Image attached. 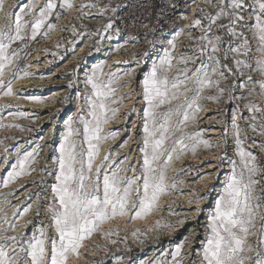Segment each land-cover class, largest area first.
Returning a JSON list of instances; mask_svg holds the SVG:
<instances>
[{"label": "snow or ice", "instance_id": "obj_1", "mask_svg": "<svg viewBox=\"0 0 264 264\" xmlns=\"http://www.w3.org/2000/svg\"><path fill=\"white\" fill-rule=\"evenodd\" d=\"M35 4L36 0H31L19 7L14 20L11 11L4 12L5 23L0 25V95H19L14 92L13 82L32 75L26 67H20L23 57L20 50L13 47L17 41H35L38 36H48L57 27L52 21H58L62 14L73 8L77 9L75 19L79 20L92 17L93 10L99 16L106 12L115 16L121 7L120 4H97L91 0L80 5L73 0H44L32 20H24V16L32 14ZM208 7L214 11H206L201 6L200 11L204 15L195 18L189 26V32L200 29L198 37L189 36V43H198V47L191 49L196 53L194 56L180 55L181 71L169 78L168 73L176 59L175 41L183 35V29L167 41L168 47L164 48L163 55L152 62L150 70L143 76L142 99L145 106L142 109V146L138 149L141 153L137 160L139 171L129 160L130 154L121 158L119 151L109 148L104 150L105 155H100L103 143L115 140L119 135L114 130L105 132V125L118 118L120 106L128 94L116 96L118 89L125 86L117 82L130 73L105 74L104 64H96L85 73L86 91L78 97L83 103L78 106L76 114L69 116L65 122L58 156L53 157L51 165L53 172H47V164L40 169L41 173L53 175L55 181L45 209L50 222L47 225L39 223L31 235L27 232L9 235L32 223L28 221L19 225L16 219L30 212L31 204L24 207L23 212L16 209L11 219L9 215L0 216V264H69L70 260L81 255L79 250L84 247L83 242L100 232L105 223L126 216L129 220L144 219L159 210L160 198L177 188V181H169L168 177L173 162L188 153L195 156L201 147L221 148L220 141L213 145L204 138L203 133L209 129L194 132H187L186 129L197 122L199 113L204 109L200 100L218 103L226 92L227 103L235 100L245 103L236 104L232 109L234 158H228L229 128L224 122L220 133L223 150L216 156L215 165L209 164L219 170L227 160L230 171L213 210L207 216L205 240L200 242L201 248L196 252L200 264H264V0H208ZM0 12H3V0H0ZM114 24L115 20L110 17L101 29L83 34L73 25L72 34L77 37L69 41L73 51L76 44L86 37L111 39L100 34L113 29ZM246 31L251 38L245 34ZM144 55L147 56V52ZM229 57L234 67L230 66ZM189 64L193 67H188ZM229 76L234 83L221 88V81ZM240 77H245V80L236 85L235 81ZM67 87H74V83L70 81ZM212 87L217 89L216 95H202ZM235 87L248 95L234 96L232 90ZM253 93L262 98L261 104L250 99ZM27 98L42 103L38 97ZM11 108V104H0V112ZM242 108L246 109L247 115L241 111ZM133 113H136L135 106L126 115ZM8 114L13 118H27V114L19 109ZM0 127L22 126L0 124ZM249 129L253 135L248 134ZM256 136L260 139L257 140ZM127 144L128 139L119 147L124 148ZM249 145L256 146L260 155ZM42 148L39 143L30 150L18 145L15 147V160L10 163L12 153L5 147L0 154L3 161L0 168L10 163V169L0 177V187L7 188L22 175L36 171L33 165L38 163L37 157ZM185 171H178L176 175H183ZM211 175L203 173L199 178ZM37 182L41 185L45 183L43 179L33 181ZM9 195L14 193H0L6 207H12L7 200ZM35 196V214L39 218L44 197L40 191ZM204 198L200 196L195 202L199 203ZM156 224L161 227L159 219ZM162 227L173 228L175 225L169 223ZM49 232L52 234L49 235ZM103 235L108 237L110 233L104 232ZM132 235L136 236L137 232ZM252 238L255 242H251ZM111 242L117 243L116 240ZM189 242L186 237L174 251L162 253L150 264H184L188 253L183 252V248ZM123 259L117 257V264ZM190 264H195V261H190Z\"/></svg>", "mask_w": 264, "mask_h": 264}, {"label": "built area", "instance_id": "obj_2", "mask_svg": "<svg viewBox=\"0 0 264 264\" xmlns=\"http://www.w3.org/2000/svg\"><path fill=\"white\" fill-rule=\"evenodd\" d=\"M30 2L31 0H3V12H0V25L5 23L4 12L11 11L13 13L12 19L14 20L15 14L19 12V7H23ZM73 2L76 5H80L90 2V0H73ZM91 2L97 4H110L112 6L120 4L121 7L115 16H113L111 12H106L103 16H99L96 14V10H93L92 17L79 20L75 19L78 12L77 9L73 8L67 13L62 14L58 21H52L56 23L57 27L48 36H38L35 41H17L13 45V47L20 50V54L23 57L20 61V67H26L27 71L31 72L32 75L24 79H17L13 82L14 92L19 93V95H0V104L13 105V108L5 109L3 112H0V124H18L22 126L8 129L0 127V141H2V144H0V154H2L4 148L7 147L12 153L10 158L11 163L15 160V147L18 145H23V149L30 150L39 143L43 145V148L37 157L38 163L33 165L36 171L28 175H22L7 188L0 187V193H14V195L7 196V200L10 201L12 207H6L4 199L0 197V199H2V201H0V209H2L0 210V216L9 215L11 219L13 218L11 214L16 209L23 212L24 207L31 204V211L16 219L19 225H25L28 221L32 223L28 224L26 228L20 227L17 232L8 233L9 235H17L23 232H27L31 235L39 223L47 225L50 222V217L45 209L50 202L51 185L55 181L53 175L41 173L40 169L45 168L47 164L49 165L47 172H53V168L51 167L53 161L50 157H55L56 155L57 147L55 146V141L61 139L68 117L75 115L78 106L83 103L78 97L81 93L86 91V85L84 84L85 73L96 64L105 65L103 67V73L105 74L109 72L130 73V75H123L117 82L125 86L118 89L116 96L119 97L125 93L128 95L125 96L124 103L120 106V112L117 114L118 118L113 121L116 127L111 130H124L126 126H130V137L135 146L137 145L136 139L142 137V109L145 106L142 99L143 76L150 70L152 62L158 60V57L163 55L164 48L168 47L167 41L172 38L173 34L183 29V35L179 36L175 41L176 47L174 55L176 59L173 60L174 66L168 73L169 78H172L180 72L183 68V65L179 63L180 55L194 56L196 53L191 51V49L198 47V43H189V36L198 37L200 35V29L195 28L189 32V26L195 18L204 15V12L200 11L201 6H203L206 11H214L208 7V0H91ZM43 3L44 0H36L32 14L24 16L23 19L31 21ZM125 5H133V7H125ZM135 5H139V7H135ZM110 17L115 20L113 29L109 30L107 33L101 32L100 35L101 37L110 36L111 39L86 37L76 44L75 50L73 51L69 43V41L77 39V37L73 36L71 31L73 25L82 34L84 32H95L101 29V26L105 24ZM64 28L68 30L62 31ZM116 29H119L118 33ZM25 31L27 32L28 29L26 28ZM245 34L249 35L247 31ZM249 38H251L250 35ZM25 43H27V47H24ZM58 44L59 47H57ZM145 52H147V56L144 55ZM25 53H27V55H25ZM231 61L232 58L229 57L230 66L234 67ZM188 67L191 68L193 65L189 64ZM77 69L79 70L76 71ZM74 70L75 75L73 72ZM73 77H75V79H73ZM20 81H28V83L19 85ZM70 81L74 83V87L72 88L67 87ZM56 85L62 86L63 88L55 89ZM216 94L217 89L215 87L206 89L202 93L204 96ZM189 95H191V93H189ZM27 97H38L42 103H36ZM256 100L258 104H261L259 98L256 97ZM199 103L204 106V109L199 113L196 122L198 125L197 127L206 126L209 130L206 131L204 134L205 136H203L206 139L210 137L214 144L220 141L221 149L213 154L215 155L214 158L205 159L204 157H206L208 153L202 154V160L197 163V165L196 163H190V159L183 160V163H181L180 160V162L174 161L173 167L168 170V177L169 181L173 179L177 181V187H179L178 194H194V196H188L192 203H196L195 201L198 197H204V195L208 194L209 190L212 189V194L209 197L205 196L203 200L197 203L201 205L204 200L207 199V201L205 200V204L200 207L195 206L187 209L185 208L187 207L186 204L174 200L176 204L182 205V208L179 209L180 212H177V209H175L176 205L168 203L164 207L162 214L156 217L155 222L149 228L151 230L148 229V233L141 235L144 239H137L132 235L133 232H137L138 230L144 233L146 229L142 228L131 231V235L128 234L129 229L127 227H124V230L115 227L113 232L101 230L102 233L109 232L110 236L105 237L103 235L100 237L102 241L101 244L96 242V244L93 243L92 245L91 243V251L88 252V255L79 256L78 258L81 259V261L77 264H102L109 259L110 261L112 259L113 262L115 257L121 255V251L128 253L127 248L130 250L129 252L135 250L144 252L146 249H149V245L157 249H164L165 252L174 251L176 245L181 243L182 240L180 241V238L183 239L184 228H189V223H193L196 226L199 225L200 230L195 228L189 229L191 235L196 231L197 236L195 234L194 242L189 248H187L188 244L186 246L187 250L184 252H187L188 256L185 258L184 264H190L192 259L195 261V264H200L196 250L201 248L200 242L205 240L203 226L206 225L205 219L208 216L206 213L211 207V210H213L215 199H217L218 195L221 193V190H217L220 185L219 182H221L222 179H226V173L229 174L230 171V165L227 160L223 168L219 170L214 166L210 167L208 164L202 166V164L211 161V164L215 165V158L223 149V137L220 133L224 126V122H227L229 128L227 137L229 141L227 148L228 158H234L232 143V109L236 104L232 103L230 107L231 103L224 102L223 104L207 99H202ZM133 106L136 108V113L130 116L126 115ZM57 107L60 109H58L59 112H57L58 110L56 111L57 116L54 117L53 111L56 110ZM225 107H227L228 110L223 115V110L221 109H225ZM17 109L24 111L27 114V118H13L8 114L9 112L17 111ZM241 111L247 115L246 109L242 108ZM49 112L52 114L46 115ZM108 125L109 124L105 125V128ZM241 127H244L243 123H241ZM214 129L215 134L206 136L208 132L211 133ZM249 130L248 134L252 135V132H249ZM120 132L117 138L113 140L116 145H114L112 149H116V147L121 144L120 141L125 135V132ZM41 137H43V139H41ZM108 142L109 141L103 143L100 153L101 156L104 155L103 151ZM136 149L137 146H135V149L132 151L123 153L124 155L130 154L129 160L132 161L137 171H139L137 160L141 156V153ZM204 149L206 150V148ZM189 155L192 154L188 153V156ZM196 155L200 154L197 153ZM123 156H121V158ZM2 163L3 161L0 159V164ZM10 163L0 168V177L6 175L7 170L10 169ZM199 168H201V173H212L213 182L207 184L205 189L200 185L196 187V183L193 184L201 179L199 177L195 179L194 177V173H198L197 169ZM184 170H187L185 174L180 176L176 175L178 171ZM217 172H223V175L218 174L217 176ZM125 175L130 176L132 173H125ZM41 179L45 181L43 185L38 182L33 183V181H39ZM180 180H183L184 183L180 184ZM38 191H40L41 195L44 197L41 202L42 215L39 218H37L35 214L37 208L35 194ZM171 210L173 213H171ZM195 211L197 212L195 213ZM169 213L175 216V220H171L170 218L168 220L165 219L168 217ZM158 219L160 220L161 227H158L156 224ZM198 221L201 223L198 224ZM164 222L165 224H174L175 227L164 228L162 227ZM202 224L204 225L202 226ZM51 234L52 233L49 232V235ZM89 240H91V238ZM112 240H116L117 243L113 244L111 242ZM85 242L87 243V241ZM140 244H143V246H139ZM124 264H126V262H124Z\"/></svg>", "mask_w": 264, "mask_h": 264}, {"label": "rangeland", "instance_id": "obj_3", "mask_svg": "<svg viewBox=\"0 0 264 264\" xmlns=\"http://www.w3.org/2000/svg\"><path fill=\"white\" fill-rule=\"evenodd\" d=\"M74 72V75H75V70L73 71ZM248 73H246V75H247ZM254 77H255V74L254 73H251ZM216 77H213V79H215ZM73 79H75V77H73ZM245 80V77H240L239 79H237L236 81H235V84L236 85H239V84H241V83H243V81ZM234 83V81H233V79H232V77L231 76H229L227 79H225V80H222L221 81V83H220V86H222L221 88H227V86L228 85H231V84H233ZM248 87H253V85H248ZM258 87V86H257ZM61 88H63L62 86H55V89H61ZM213 88V87H212ZM212 88H208V89H212ZM233 95L234 96H236V97H239L240 95H245V96H247L248 94H247V92H244V91H242V89H240L239 87H235V88H233ZM60 94V93H59ZM256 97L257 98H259L260 99V102H262V98L260 97V96H258L256 93H253L252 94V96L250 97V99H252L255 103H257V100H256ZM224 102H226L227 103V92L225 93V95H224V97L222 98V100L220 101V103H223L224 104ZM234 104H243V103H245V101H241V100H235L234 102H233ZM258 104V103H257ZM232 106V103L230 104V107ZM58 109H60L59 107H57V109L56 110H54L53 111V116L54 117H56L57 116V112H59V110ZM58 110V111H57ZM221 110H223L222 111V114L224 115L226 112H227V110H228V108L227 107H225V109H221ZM57 111V112H56ZM50 114H52L51 112H49L48 114H46V115H50ZM248 114V113H247ZM111 125L113 124L114 125V123L113 122H111L110 123ZM109 124V125H110ZM108 125V126H109ZM107 126V127H108ZM198 125L195 123L194 125H191V126H189V128H187L186 129V131L187 132H194V131H197V130H199V129H208L206 126H202V127H197ZM130 126H126V129L124 128V130H117L118 131V133H121L120 131H124L125 132V135L122 137V139H121V143L124 141V140H126V139H128V144H127V146L126 147H124V148H120L119 147V145L116 147V149H114L115 151H119L120 153H121V156H123L124 155V153H127V152H130V151H132L133 149H135V146H137V149L136 150H138L139 149V147L140 146H142V142H141V137H140V139L139 138H137L136 139V143H137V145H131L132 143H133V141H132V139L130 138L129 139V137H130V133H131V130H130ZM109 130L108 129H106L105 130V132H108ZM206 132V131H205ZM205 132L203 133V135L205 134ZM249 132H251V130H249ZM252 135H253V133H252ZM142 136V135H141ZM205 136V135H204ZM205 138V137H204ZM206 139V138H205ZM209 141H210V143H213V140L210 138V137H208L207 138ZM256 139L257 140H259L260 139V137L259 136H256ZM61 140V139H60ZM60 140L58 141V140H56L55 141V146L57 147L56 148V155L55 156H58V146H59V143H60ZM109 142H112L113 144H114V142H113V140H108ZM108 142V143H109ZM118 142V141H117ZM107 143V144H108ZM106 144V145H107ZM115 145V144H114ZM114 145H113V147H114ZM213 145H215L214 143H213ZM112 147V148H113ZM249 147L251 148V150H253L257 155H260V152H259V149L256 147V146H250L249 145ZM108 148H105L104 150H107ZM219 149H221V148H208V149H204L203 147H201L200 149H198V152L197 153H199L200 155H202V154H206V153H208V154H206V156L207 155H212V154H215L216 153V151H219ZM223 150V149H222ZM127 151V152H126ZM139 151V150H138ZM204 151H207V152H204ZM228 151V150H227ZM124 152V153H123ZM219 153H221V152H219ZM103 154H104V151H103ZM188 155V154H187ZM199 155V156H200ZM42 157V156H41ZM54 157V156H53ZM53 157H50V159H52V161H53ZM188 157V156H187ZM209 158V157H208ZM208 158H206V159H208ZM209 163H211V161H208V162H204L203 164H202V166L203 165H209ZM224 163H226V162H224ZM201 168H199V169H197V171H198V173L197 172H195L194 173V177H195V179H196V177H199L200 175H202L203 173H201ZM207 173V172H206ZM220 175H223V172H220L219 173ZM228 174L226 173V176H227ZM210 178V177H209ZM223 182H225V180L224 179H222V181L221 182H219L220 183V185H219V187H218V191H222V187H223ZM178 189H179V187H177L175 190H173V191H171L170 193H168V194H171L172 192H177L178 193ZM212 194V189L211 190H209V192H208V194H205L204 195V197L205 196H207V197H209L210 195ZM218 198V197H217ZM206 201H207V199H205ZM216 200V199H215ZM209 205V204H208ZM182 208V205H180V204H176V207H175V209H177L176 211L177 212H180V210L179 209H181ZM212 208V207H211ZM211 208L210 209H208L209 210V212L208 213H206L207 215H209L210 213H211ZM172 211V210H171ZM175 211V212H176ZM154 212V211H153ZM152 212V213H153ZM185 212H187V211H185ZM171 213H173V211L171 212ZM171 213H169L168 214V217L167 218H165V219H171V220H175V216H172V214ZM149 216V215H148ZM147 216V217H148ZM127 217V216H126ZM116 219V218H115ZM144 219H146V218H144ZM180 219H182V218H180ZM205 221L207 222V218L205 219ZM167 222V221H166ZM199 223H201L200 221H198V224ZM165 224V222L163 223V225ZM190 224V226H189V228L188 227H185L184 228V234H183V236H182V238L183 239H181L180 238V241H181V243L184 241V239L187 237L188 239H189V243H187L188 244V247L187 248H189L190 247V245L191 244H193V242H194V236H195V234H196V236H197V232L196 231H194V234H190V232H189V229H192V228H195V229H199L200 230V227H199V225L198 226H196V225H194L193 223H189ZM204 224H202V226H203ZM103 226V225H102ZM205 227L207 226V223H206V225H204ZM203 226V228H204V233H206V230H207V228L205 229V227ZM124 228V227H123ZM129 229V228H128ZM131 231H133L132 229H129V232H131ZM148 231V229H146V231H144V233H142L140 230H138L137 231V235L135 236L137 239H144V238H142L141 237V235H145V233H148L147 232ZM95 234H99L98 235V241H99V239H100V237H102L103 236V233H102V231H100V232H98V233H94L93 234V236L95 235ZM102 234V235H101ZM200 234V233H199ZM198 234V235H199ZM93 236H91L90 238H92ZM89 238V239H90ZM89 239H87V240H89ZM87 240H85V241H87ZM85 241L83 242V243H85ZM179 241V242H180ZM251 242H255V238H252V241ZM187 244H185V246H184V248H183V252L184 251H186L187 250V248H186V246H187ZM149 247V249L147 250L146 249V251H144V252H140V251H138V250H135V251H133V252H129L128 251V253H125V252H122L121 251V257H124V262H126V264H142V262H145V264H150V262H152V261H154L157 257H160L161 256V254L162 253H164L165 252V250L164 249H157V248H155L154 246H148ZM154 248V249H153ZM172 252V251H171ZM120 256H118V257H120ZM171 258L169 257V260H170ZM115 261H116V259L112 262V259H111V261H110V259L108 260V261H105L104 263H102V264H115ZM192 261H194L193 259H192Z\"/></svg>", "mask_w": 264, "mask_h": 264}, {"label": "bare ground", "instance_id": "obj_4", "mask_svg": "<svg viewBox=\"0 0 264 264\" xmlns=\"http://www.w3.org/2000/svg\"><path fill=\"white\" fill-rule=\"evenodd\" d=\"M19 83V82H18ZM28 83V81H20V83H19V85H25V84H27ZM28 86V85H27ZM61 94V93H60ZM58 98V97H57ZM16 99H17V97H16ZM206 117V116H205ZM114 123V122H113ZM110 124V123H109ZM116 127V125L114 124H110L108 127H106L105 128V130L106 129H108V130H111V129H114ZM213 134H215V129H214V131H212L211 133H207V135L206 136H211V135H213ZM115 145H116V143H114ZM112 142H109L108 144H107V147L106 148H112L113 147V145H114ZM131 145H133V143L131 144ZM104 155H105V151H104ZM188 155H186V156H184L182 159H180V161H181V163H183L184 161L183 160H188V159H190V163H192V164H195L196 163V165H197V163H199V162H201V160H202V158H201V155L199 156V155H196V156H193V155H189L188 157H187ZM214 158L215 157V155H207L206 157H204L205 159L206 158ZM179 161V162H180ZM186 163H188V162H186ZM210 177V178H209ZM225 178H226V176H225ZM225 180V179H224ZM213 182V177L212 176H205L203 179H200L198 182H194L193 184H195L196 183V187H198L199 185L201 186V187H203V189H205L206 188V185L207 184H209V183H212ZM224 183V182H223ZM219 187V186H218ZM218 190V189H217ZM188 196H194V194H192V193H190V194H185V195H181V194H178V193H175V192H172L171 194H167V195H164V196H162L161 198H160V202H159V210H156V211H154L153 213H151L148 217H146V219H135V220H129V217H117L116 219H113V220H111L110 222H107V223H105L103 226H102V229L101 230H105V231H109V232H113L114 230H115V227H118L119 229H121V230H124L123 229V227H127V228H129V229H132V230H136L137 228H142V229H149L152 225H153V223L155 222V219H156V217L157 216H159V215H161L162 214V212H163V210H164V207L168 204V203H170L171 205L173 204V205H176V203L174 202V200H178L179 202H183L184 204H186V206L187 207H185V208H187V209H190V208H193V207H200V206H203L204 204H205V200H204V202L201 204V205H198L197 203H192V202H189L190 201V199L188 198ZM0 201H2V199H0ZM186 201H187V203H186ZM2 206V205H1ZM195 209V208H194ZM197 211H195V213H196ZM209 212V211H208ZM207 212V213H208ZM206 222V221H205ZM207 223V222H206ZM128 234L129 235H131V232H129L128 231ZM98 235L99 234H95L92 238H91V240H87V243L85 242L84 243V247H82L79 251H80V253H81V257L83 256V255H88L89 253L88 252H90L91 251V248H90V246H91V243H92V245H93V243H95L96 244V242H98V243H100L101 244V240L99 239V241H98ZM102 235V234H101ZM89 242V243H88ZM135 243H136V241H135ZM137 244H139V243H137ZM139 246H143V244H140ZM128 251H130L128 248H127V252ZM120 256V255H119ZM80 257V258H81ZM121 257V256H120ZM117 257H115L114 258V260L116 259ZM81 261V259H79V258H76V259H74V260H70L69 261V264H77L78 262H80ZM115 264H117V260L115 261ZM120 264H124V260H122L121 262H120Z\"/></svg>", "mask_w": 264, "mask_h": 264}, {"label": "flooded vegetation", "instance_id": "obj_5", "mask_svg": "<svg viewBox=\"0 0 264 264\" xmlns=\"http://www.w3.org/2000/svg\"><path fill=\"white\" fill-rule=\"evenodd\" d=\"M106 147H107V145L105 146V148H106ZM105 148H104V149H105Z\"/></svg>", "mask_w": 264, "mask_h": 264}]
</instances>
